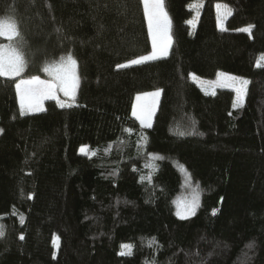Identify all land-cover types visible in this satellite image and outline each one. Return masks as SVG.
<instances>
[{"label":"trees","instance_id":"trees-1","mask_svg":"<svg viewBox=\"0 0 264 264\" xmlns=\"http://www.w3.org/2000/svg\"><path fill=\"white\" fill-rule=\"evenodd\" d=\"M194 1L164 0L166 57L118 67L152 48L142 0H0L26 75L72 54L79 76L70 107L47 100L24 115L17 79L0 76V264H264V0H203L192 32ZM219 71L249 78L242 107L232 89L209 94L190 77ZM155 88L144 128L135 97ZM180 166L201 192L184 219Z\"/></svg>","mask_w":264,"mask_h":264},{"label":"snow or ice","instance_id":"snow-or-ice-1","mask_svg":"<svg viewBox=\"0 0 264 264\" xmlns=\"http://www.w3.org/2000/svg\"><path fill=\"white\" fill-rule=\"evenodd\" d=\"M144 6V14L148 20L149 34L152 37L153 51L150 55L141 56L130 61L131 64H139L145 61L155 60L159 56H166L168 48L171 45L172 37L170 35L171 21L168 13L165 11L164 0H142ZM220 5H217L219 9ZM230 15L231 12L229 11ZM193 24V21H188ZM251 27L248 26L241 31L251 32ZM0 36H4L10 41L8 45H0V76L14 77L19 76L24 70L26 60L24 54L13 41H18L20 32L16 23L11 21L0 20ZM127 65H118V67H126ZM259 66V64L257 65ZM44 71L50 72L53 75L52 80H41L39 77H32L29 80H21L16 84L17 92L20 98V114L26 112L43 111L41 107L45 99H57L56 93L63 92L66 97L75 99V93L79 87V76L77 74V61L69 54L66 58H61V63L54 68H45ZM218 77L223 78L225 82L223 86L231 87L236 92V100L233 103L234 108L243 106L244 98L247 95L248 80L235 77L227 73H218ZM214 83H220L216 81ZM160 96V90L153 93H145L143 96H137V105L133 108V116L140 121L142 127H152V117L155 112V106ZM144 101L141 103V101ZM61 108L71 106L60 103ZM2 131V130H0ZM127 131H131L130 129ZM184 135V132H180ZM87 146H82L80 151L86 155H96L95 152H88ZM151 179V177H147ZM142 179H144L142 177ZM198 195L193 197V200L187 204L178 205L177 216L182 219L187 216L194 215L195 208L198 204ZM215 214V212L213 213ZM3 231L0 230V236ZM24 237L21 235L20 239ZM58 239V238H57ZM127 252H121V255L131 254V245H124Z\"/></svg>","mask_w":264,"mask_h":264},{"label":"rangeland","instance_id":"rangeland-1","mask_svg":"<svg viewBox=\"0 0 264 264\" xmlns=\"http://www.w3.org/2000/svg\"><path fill=\"white\" fill-rule=\"evenodd\" d=\"M220 5L219 9L217 8V5ZM165 6V4H164ZM202 7H203V0H196L194 1L191 5H190V8L194 10V18H192V20L190 21H193L194 23L193 24H190L191 25V28H192V32L195 30V27L196 25L198 24V21H199V18H200V15H201V12H202ZM165 11H166V8H165ZM231 12V9L229 7V5L225 2H217L216 3V12H217V17H218V21H219V26L220 27H223L224 24H225V21L227 20V18L229 17V14L228 12ZM167 12V11H166ZM169 17V15H168ZM170 19V17H169ZM147 20V18H146ZM3 21H8V20H3ZM12 22V21H11ZM147 24H148V20H147ZM248 26H244L242 29L246 28ZM149 29V28H148ZM170 35H171V27H170ZM3 38H5L4 36H2ZM172 37V36H171ZM150 39H151V44H152V37L150 35ZM173 44V38H172V42H171V45L169 46L168 48V54H169V51H170V48ZM0 45H8V43H2ZM153 51V46L151 48V50L141 56H146V55H150ZM167 54V55H168ZM69 55V54H68ZM68 55H66L64 58H66ZM72 55V54H71ZM166 55V56H167ZM73 56V55H72ZM139 56V57H141ZM166 56H159L158 55V58L157 59H160V58H163V57H166ZM137 57V58H139ZM74 59H76L74 56H73ZM135 58V59H137ZM134 59H131L129 61H126L124 62L122 65H131L130 61H132ZM156 60V59H155ZM77 61V60H76ZM261 62L264 63V54L261 56ZM59 63H61V61H59L58 63H55V64H51V65H48L46 66L45 68H54L56 65H58ZM44 68V69H45ZM43 69V72L42 74H30V75H26L25 74V67H24V70L21 72V74L19 76H14V77H8V78H15L17 79V83H19L21 80H29L30 78L32 77H39L41 80H45V81H48V80H52L53 79V75L50 73V72H46L44 71ZM218 73H227V74H230L232 76H235V77H241V78H244L246 80L249 81V78L246 77V76H243V75H239V74H235V73H231V72H227V71H219ZM77 74H78V63H77ZM4 77V76H3ZM190 77L191 79L200 87L202 88L206 93H209V94H214L218 89L220 88H225V89H232L235 93V96H234V102L236 100V92L233 88L231 87H226V86H223V84L225 83L223 81V78L221 77H218V74L213 77V78H208V77H204V76H201L199 74H196V73H191L190 74ZM220 81V83H214L216 81ZM248 87V85H247ZM78 89V88H77ZM157 90H160V96L158 98V102L156 103V106H155V112H154V115L157 111V108H158V105H159V101H160V98H161V95H162V89L161 88H155V89H152V90H149V91H144V92H140V93H137L136 94V97H135V101H134V105H133V108L134 106L137 105V96L140 95V96H143V94L145 93H153V92H156ZM18 93V92H17ZM77 94V90H76V93H75V96ZM56 96H57V99H52V98H49V99H45L42 104H41V107L43 109H45V102L47 100H55L58 105H60V103H64L66 105L68 104H73L74 103V100L70 99L69 97H66L63 92H60L58 91L56 93ZM18 100H19V105H20V98H19V95H18ZM244 101H245V98H244ZM144 101L142 100L141 103H143ZM233 102V103H234ZM244 104V103H243ZM37 112H40V111H33V112H26L25 114L27 113H37ZM133 113V111H132ZM154 115L152 117V121L151 123L153 122V118H154ZM135 117V116H134ZM136 118V117H135ZM139 121V120H138ZM140 122V121H139ZM144 128H148V127H144ZM82 146H87L86 150L90 153V152H94V150L91 148V146L89 144H83L80 146L79 148V152L82 153L80 151L81 147ZM84 154V153H82ZM180 170L183 174V177H184V186H185V191L182 193V195L176 199V202H175V206H176V213L178 211V205H181V204H187L188 202L192 201L193 200V197L194 196H197L198 195V204L195 208V213L200 205V202H201V192L200 190H198L197 188L193 187L191 184H190V181H191V174L189 172V170L185 167V166H180ZM189 179V181H188ZM194 213V214H195ZM192 216V215H190ZM190 216H187V217H190ZM180 217V216H179ZM58 238V239H57ZM59 244H60V240H59V237L57 235L54 236L53 238V245H54V248H55V253L57 252V249L59 247ZM124 245H131L129 243H125L122 245V248H121V252H127V249L124 248L123 246Z\"/></svg>","mask_w":264,"mask_h":264}]
</instances>
